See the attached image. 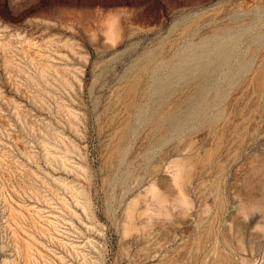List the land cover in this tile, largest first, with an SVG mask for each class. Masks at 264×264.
I'll use <instances>...</instances> for the list:
<instances>
[{"label": "rangeland", "instance_id": "obj_1", "mask_svg": "<svg viewBox=\"0 0 264 264\" xmlns=\"http://www.w3.org/2000/svg\"><path fill=\"white\" fill-rule=\"evenodd\" d=\"M0 264H264V0H0Z\"/></svg>", "mask_w": 264, "mask_h": 264}, {"label": "bare ground", "instance_id": "obj_2", "mask_svg": "<svg viewBox=\"0 0 264 264\" xmlns=\"http://www.w3.org/2000/svg\"><path fill=\"white\" fill-rule=\"evenodd\" d=\"M112 36V35H111ZM113 37V36H112ZM214 42L213 43H211V45H209V46H205V47H202V48H200L199 49V51L197 50V51H194L193 53H189V54H182V56H180L181 57V59H180V57H179V63H180V65H182V67H186V68H194V67H196V66H198V68H199V71L201 72V74H202V77H204V78H206V76H207V74H206V66H207V64L210 62V63H212L211 62V58L213 57V56H215V58H214V60L217 62V63H219V62H222L223 60H224V58H226L225 57V55H226V53H225V51H224V49H223V46H222V44H223V42L224 41H219V40H216V39H214L213 40ZM245 65V64H244ZM240 69H241V67L240 66H238ZM242 67H244V66H242ZM44 68V67H43ZM48 68V67H47ZM180 70H181V67L179 68ZM244 69V68H243ZM191 70V69H190ZM245 70V69H244ZM183 71H185V70H183ZM238 71V70H237ZM242 71V70H241ZM240 72V71H239ZM236 73V72H235ZM237 74V73H236ZM239 74V73H238ZM237 76V75H236ZM257 76V75H256ZM252 84V83H251ZM248 89V88H247ZM239 100V99H238ZM228 101V100H227ZM158 111V110H157ZM254 111V110H253ZM254 113V112H253ZM217 117V116H216ZM219 118V117H218ZM218 118H216L215 119V117L213 118L212 117V119H211V121H217L218 120ZM172 121H173V119H172ZM174 121H175V119H174ZM169 122V121H168ZM211 123V122H210ZM215 123V122H214ZM245 123V122H244ZM169 124H170V122H169ZM174 124H176V123H174ZM174 124H172V125H174ZM253 126V125H252ZM175 127V126H174ZM179 127V126H178ZM223 127V126H222ZM247 127V126H246ZM172 129V128H171ZM177 128H175V130H176ZM221 129V128H220ZM173 130V129H172ZM211 131V130H210ZM228 132H230V131H228ZM219 135V134H218ZM220 135H222V133L220 132ZM226 135V134H225ZM217 136V135H216ZM240 136H241V134H240ZM213 137V136H212ZM218 137V136H217ZM218 139V138H217ZM217 139H216V141H217ZM222 140V139H221ZM221 140H219V141H221ZM210 142V141H209ZM219 142H217V144H218ZM244 143V142H243ZM210 144V143H209ZM208 145V144H207ZM218 146V145H217ZM239 146V145H238ZM194 148V147H193ZM181 150V149H180ZM201 154V153H200ZM235 155V154H234ZM211 159V158H210ZM227 163V162H226ZM223 165V164H222ZM177 169H179V168H177ZM176 173H177V171H176ZM175 174V173H174ZM177 175V174H176ZM175 178V177H174ZM182 179V178H181ZM176 181V180H175ZM174 182V181H173ZM202 187V186H201ZM69 188V187H68ZM70 190V189H69ZM157 196V195H156ZM159 196V195H158ZM211 196V195H210ZM253 199V198H252ZM76 200V199H75ZM181 201V200H180ZM157 202V201H156ZM183 202V201H182ZM181 202V203H182ZM185 202V201H184ZM183 202V203H184ZM163 204V203H162ZM161 204V205H162ZM134 205V204H133ZM131 207V206H130ZM128 210V209H127ZM127 213V212H126ZM129 213H130V211H129ZM128 214V213H127ZM126 231H127V229H126Z\"/></svg>", "mask_w": 264, "mask_h": 264}]
</instances>
